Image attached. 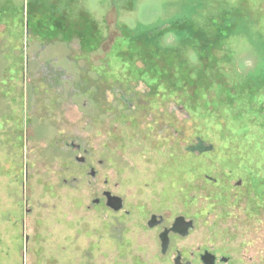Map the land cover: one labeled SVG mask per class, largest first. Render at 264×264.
I'll list each match as a JSON object with an SVG mask.
<instances>
[{
    "label": "rangeland",
    "instance_id": "obj_1",
    "mask_svg": "<svg viewBox=\"0 0 264 264\" xmlns=\"http://www.w3.org/2000/svg\"><path fill=\"white\" fill-rule=\"evenodd\" d=\"M253 42L264 0H0V264L136 261L155 209L193 218L192 239L234 264H264ZM246 50L261 59L242 73ZM90 166L129 211L110 215L111 240Z\"/></svg>",
    "mask_w": 264,
    "mask_h": 264
},
{
    "label": "flooded vegetation",
    "instance_id": "obj_2",
    "mask_svg": "<svg viewBox=\"0 0 264 264\" xmlns=\"http://www.w3.org/2000/svg\"><path fill=\"white\" fill-rule=\"evenodd\" d=\"M27 109H29L28 106L25 112H27ZM70 148L79 165L88 164L86 158L78 156L82 151L85 155L91 156L87 149L80 143L70 144ZM60 150L64 152L62 144ZM92 154L95 155V153ZM97 164L102 166L104 162L97 160ZM89 175L92 179L91 185L95 195L100 196V198L93 200V206L101 208L103 217L106 220L105 227L109 229L108 236L111 240V216L113 214L128 216L129 211L126 210L122 197L114 194L112 190L104 189V186L107 187L110 183L108 180H105L103 184L99 183V170L90 166ZM107 194H110L111 197L122 199L123 207L119 211H116L109 204ZM170 219L171 217L156 215V209L152 211L143 222L138 224L144 235L140 240V247L143 249L142 258L135 261L133 254L121 255L119 264H234L231 257L224 255L219 251V248L209 244L206 234L192 239L198 227L197 222L193 218L179 215L173 221ZM31 238L32 236L28 235L25 243H30ZM108 264H113L112 260Z\"/></svg>",
    "mask_w": 264,
    "mask_h": 264
},
{
    "label": "trees",
    "instance_id": "obj_3",
    "mask_svg": "<svg viewBox=\"0 0 264 264\" xmlns=\"http://www.w3.org/2000/svg\"><path fill=\"white\" fill-rule=\"evenodd\" d=\"M239 11H238V13H239ZM231 19L233 22H235L239 18H238V16H234V18H231ZM253 44L255 47H252V48H255L257 50V52L260 53V56H261V53L263 51L262 46H264V44H261V43L257 44L256 42H253ZM44 47H45V45H44ZM243 56H244L243 58H245V59L244 60L242 59L241 63H239L242 71H241V69L239 71L243 73V71L246 69V67H248V65H249L248 72L249 71H256L257 70L256 65H258L257 64L258 62H260L261 57H258L257 55H255L253 50H249V51L246 50L245 52H243ZM263 62H264V56H263L262 63ZM252 77H254V75ZM256 79L257 80H260V79L264 80V75L257 76Z\"/></svg>",
    "mask_w": 264,
    "mask_h": 264
},
{
    "label": "water",
    "instance_id": "obj_4",
    "mask_svg": "<svg viewBox=\"0 0 264 264\" xmlns=\"http://www.w3.org/2000/svg\"><path fill=\"white\" fill-rule=\"evenodd\" d=\"M214 149L213 146H209V147H206L203 142H200L198 144V146L190 149L191 152H196V151H199L200 153H208V152H212ZM107 197L109 199V204L116 210V211H119L122 207H123V204H122V199L119 198V197H111L110 194H107ZM179 220V219H178Z\"/></svg>",
    "mask_w": 264,
    "mask_h": 264
},
{
    "label": "clouds",
    "instance_id": "obj_5",
    "mask_svg": "<svg viewBox=\"0 0 264 264\" xmlns=\"http://www.w3.org/2000/svg\"><path fill=\"white\" fill-rule=\"evenodd\" d=\"M194 59V58H193Z\"/></svg>",
    "mask_w": 264,
    "mask_h": 264
}]
</instances>
